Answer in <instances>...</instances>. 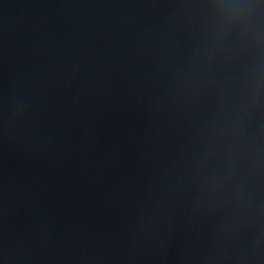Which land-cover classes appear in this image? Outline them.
<instances>
[{"label":"water","instance_id":"obj_1","mask_svg":"<svg viewBox=\"0 0 264 264\" xmlns=\"http://www.w3.org/2000/svg\"><path fill=\"white\" fill-rule=\"evenodd\" d=\"M0 264H264V0H0Z\"/></svg>","mask_w":264,"mask_h":264}]
</instances>
